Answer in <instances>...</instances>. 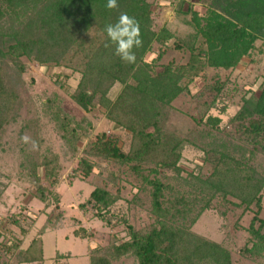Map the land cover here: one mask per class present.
<instances>
[{"label":"trees","instance_id":"16d2710c","mask_svg":"<svg viewBox=\"0 0 264 264\" xmlns=\"http://www.w3.org/2000/svg\"><path fill=\"white\" fill-rule=\"evenodd\" d=\"M192 2L200 3L202 10ZM106 3L0 0V167L12 151L17 161L15 180L24 181L29 186H24V194L41 205L38 210L23 206L0 222V264H44V234L64 227L67 220L74 237L90 241V264H117L123 259L136 264H236L224 243L193 229L204 214L219 211L224 217L231 210L240 211L237 229L243 215L253 212L239 253L261 261L264 169L253 161L264 153V79L257 89L246 92L250 96L244 95L229 121L233 133L223 134L222 118L207 114L224 93L226 82L218 75L205 87L215 97L199 119L185 112L188 120L180 121L174 102L207 80L210 69L233 71L249 60L259 70L264 55V0H180L179 12L186 8L193 25L184 35L156 24L159 4L151 0H117L119 7L112 10ZM122 12L140 22L143 46L134 50L135 64L122 62L114 45L105 47L104 28ZM172 52L186 59L165 61ZM24 59L45 71L54 69V84L84 113L71 114L57 92L42 101L41 116L34 113L20 90L28 71ZM77 76L73 88L70 81ZM99 107L106 110L113 129L131 132L128 150L117 135L88 136L93 127L88 115ZM44 117L60 140L59 151L42 134ZM234 133L238 140H231ZM24 135L38 142V151L21 142ZM186 150L201 155L192 170L182 162ZM62 158L76 160L67 180L91 178L93 185L79 204L82 213L70 217L56 209L63 203L57 191L64 171ZM4 173L0 172L1 201L13 179ZM123 173L139 183L127 212L119 206ZM133 208L145 212L144 226L132 222ZM91 211L109 229L107 244L95 242L94 233L84 226L82 217ZM40 214L46 218L26 245ZM69 256L58 253L56 261L61 264Z\"/></svg>","mask_w":264,"mask_h":264},{"label":"rangeland","instance_id":"374dc122","mask_svg":"<svg viewBox=\"0 0 264 264\" xmlns=\"http://www.w3.org/2000/svg\"><path fill=\"white\" fill-rule=\"evenodd\" d=\"M151 2L155 5L159 4L158 6L160 10L158 11L156 18V24L158 26L166 24L169 28L181 35H184L192 29L191 15H187L184 12L186 8L183 12H179L180 0H151ZM191 5L195 6L196 9L202 10V5L200 3L192 2ZM257 44L258 46H261L262 41H258ZM155 51H158V45L156 44ZM168 58H176L177 62H182L186 59L182 55L173 52L166 56L165 61ZM248 61L243 60L242 64L233 71L210 69L207 72V80L192 86L189 95L182 96L174 102L175 110H177V113L179 111L176 115L179 116V120H188L185 112H188L198 119L201 117V111L205 110L206 105L211 103L215 97V93H212L205 87L210 83H213L216 79L215 75H218L220 80L226 82L224 93L217 97L215 105L211 107L207 114L220 116V118H222L220 131H222L223 134L228 133L229 131L233 133L234 125L229 123V121L242 106L245 98L244 95L250 96L248 93L246 94V92H250V88L257 89L264 79V55L259 70L253 65H250ZM24 62L27 63L28 71L24 75L26 85L21 86L20 90L25 100L31 101V107L34 113L38 112L41 116L40 110L42 101L46 100L48 97H52L54 92L59 93V95L64 98V106L71 114L80 116L84 113L74 100L60 91V89L54 84L51 78V72L54 69L45 71L41 69V66L36 62H30L27 59H24ZM77 80L78 76L70 81V85L73 88L76 87L78 83ZM201 92L203 95H199ZM88 116L93 122V127L88 131V136L90 138L101 132H106L110 135L114 134L120 137L121 145L124 149H129L132 142L131 132L128 130L113 129L112 123L107 119L106 110L103 107L95 109ZM42 121L44 128L42 134L46 138H49L59 151L60 140L55 135L52 125L45 117ZM171 122H176V119H172ZM231 140H238L236 133L232 134ZM6 156L10 159H6L4 165L2 164L0 172H5V175L9 174L13 179H11V184L4 194L5 197L2 201L0 200V222L5 219L9 212L19 211L23 206H27L28 209H33L35 207L37 210L41 206L24 194V186L27 184L24 181L17 182L15 180V177H17V175H15L17 173L16 155L10 151ZM200 156L201 155L198 151L186 150L182 161L183 165L186 169L192 170L195 168L197 162H199L201 158ZM62 161L64 171L57 191L61 195L63 203H61L56 209L57 211H61V209L64 210V214L67 217H70L80 213L79 204L84 201L92 191L93 185L90 181L91 178L87 181L75 180L70 182L67 180V175L75 166L76 160L74 159L71 162H65L62 158ZM253 164L259 170L264 169V153L259 154L253 161ZM110 168L111 167H109V169ZM120 178L121 180L119 183L122 188L121 194L123 197L119 202L120 211L127 212V208L129 207L128 201L132 198L139 187V183L136 178L129 174L126 175L123 173L120 175ZM30 188V190H34V187L30 186ZM218 212L211 211L204 214L194 226V231L212 240L224 243L232 251L233 259L236 264H264V259L261 261H252L242 257L239 253L247 239L248 235L245 229L249 226L253 218V212H247L243 215L238 225L239 229L236 228L237 225H235V222L240 215V211L231 210V212L227 213L224 217ZM129 214L132 222L137 226H144L146 224L147 216L141 208H133ZM261 216L264 217V211L261 213ZM45 218V214H40L36 225L30 231L29 236L26 239V245L42 226ZM82 219L84 226L90 232L94 233V241L101 244H107L109 229L104 226L103 222L92 217V211L89 214H84ZM72 230L73 228L67 220L65 221L64 227L57 230L46 231L43 236L44 264H59V262L56 261L58 253L66 255L70 254L66 260H61V264H90V241L74 237L72 235ZM117 264H136V262L133 259H123Z\"/></svg>","mask_w":264,"mask_h":264},{"label":"clouds","instance_id":"9594fccd","mask_svg":"<svg viewBox=\"0 0 264 264\" xmlns=\"http://www.w3.org/2000/svg\"><path fill=\"white\" fill-rule=\"evenodd\" d=\"M105 7L112 10L118 8L119 5L117 0H107ZM104 32L107 36L105 47L114 45V54L118 56L122 62L126 64H135L136 52L134 50L143 46L140 22L135 17L122 12L115 23L105 26ZM20 139L22 143L31 145V151L39 150L38 142L32 140L29 136L24 135L21 136Z\"/></svg>","mask_w":264,"mask_h":264}]
</instances>
